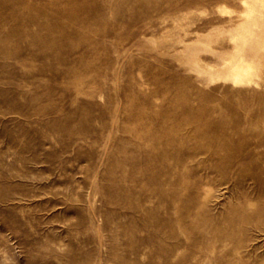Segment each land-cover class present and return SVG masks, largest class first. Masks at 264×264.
Segmentation results:
<instances>
[{"label": "rangeland", "instance_id": "obj_1", "mask_svg": "<svg viewBox=\"0 0 264 264\" xmlns=\"http://www.w3.org/2000/svg\"><path fill=\"white\" fill-rule=\"evenodd\" d=\"M0 264H264V0H0Z\"/></svg>", "mask_w": 264, "mask_h": 264}]
</instances>
